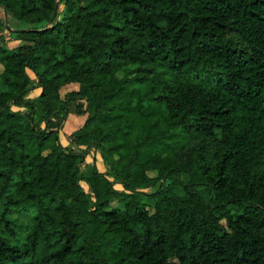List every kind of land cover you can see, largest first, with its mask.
Wrapping results in <instances>:
<instances>
[{
  "label": "trees",
  "instance_id": "16d2710c",
  "mask_svg": "<svg viewBox=\"0 0 264 264\" xmlns=\"http://www.w3.org/2000/svg\"><path fill=\"white\" fill-rule=\"evenodd\" d=\"M0 6V264H264V0Z\"/></svg>",
  "mask_w": 264,
  "mask_h": 264
},
{
  "label": "rangeland",
  "instance_id": "374dc122",
  "mask_svg": "<svg viewBox=\"0 0 264 264\" xmlns=\"http://www.w3.org/2000/svg\"><path fill=\"white\" fill-rule=\"evenodd\" d=\"M61 6H63V3L60 4V7ZM0 13L2 14L3 19H4L5 22L8 21L11 24V26L15 24V22L12 20L11 14L6 12L2 6H0ZM20 42L21 41L19 39H9L8 43H9L10 46H15V45H17ZM31 74L33 75V77L37 81L38 79H37L36 75L33 72H31ZM79 86H80V82H78V81L70 82V83H68V84H66V85L61 87V94L64 96L67 91H69L71 89H74V88L78 89ZM38 90H41V88L40 89H36V88L33 89V92L29 93L28 97L37 96L36 94H38V92L40 93V91H38ZM88 114H89V112H86L84 114H78V113L73 111L72 113H70L68 115V118L65 121L64 126L62 127L61 133H60L62 142L65 145H71L72 144V140H71L70 136H67V135L66 136H62V131L64 132V134H66L69 130H71V129L75 130L78 127L82 126L83 123L85 122V120H82V118L84 117L86 119ZM76 119H80L78 124H75L76 122H78V120H76ZM97 151L98 150H96L94 147H92L90 149V152L87 154L86 161L83 163V170H84L85 174H89L91 172L92 162L96 163V159L99 160V164L96 163V164L99 165V168L101 170H105L106 169V165H105L104 159L102 158L101 154H100V157H98V158L96 157L97 156L96 155ZM82 184L85 186V188L87 190L89 189V185H88V183L86 181H82ZM115 186L118 189H120V190H124L125 189L124 185L121 182H117L115 184ZM10 217L13 218L14 227H16V229L18 231H22V232L27 233L32 228L33 220H32V218L29 215H26V214H15V215H11Z\"/></svg>",
  "mask_w": 264,
  "mask_h": 264
},
{
  "label": "crops",
  "instance_id": "0c3cea01",
  "mask_svg": "<svg viewBox=\"0 0 264 264\" xmlns=\"http://www.w3.org/2000/svg\"><path fill=\"white\" fill-rule=\"evenodd\" d=\"M18 44H19V43H18ZM18 44H17V45H18ZM15 46H16V45H15ZM36 89H40V88L37 87ZM38 91H40V90H38ZM32 92H33V90L30 91L29 93H32ZM29 93H28V95H29ZM38 94H39V92H38ZM38 94H36V95H38ZM31 97H34V96H31ZM76 120H78V122H76L75 124H78L79 121H80V119H76ZM82 120H85V118L83 117ZM75 126H76V125H75ZM73 130H74V129L69 130L66 134H64V132L62 131V136H66V135H67V136H70V134H71V132H72ZM96 155H97V156H96L97 158L100 157V152L97 151V152H96ZM96 163L99 164V160L96 159ZM98 164H97V165H98ZM98 167H99V165H98Z\"/></svg>",
  "mask_w": 264,
  "mask_h": 264
},
{
  "label": "water",
  "instance_id": "95a60500",
  "mask_svg": "<svg viewBox=\"0 0 264 264\" xmlns=\"http://www.w3.org/2000/svg\"><path fill=\"white\" fill-rule=\"evenodd\" d=\"M59 4H60V2L57 3V7L55 9L54 16H57V13H58V10H59ZM6 26H7V28H8L9 31H12L14 29L8 21H6Z\"/></svg>",
  "mask_w": 264,
  "mask_h": 264
}]
</instances>
